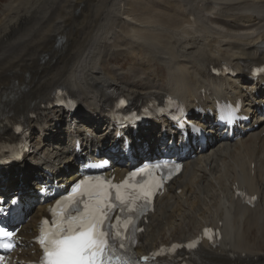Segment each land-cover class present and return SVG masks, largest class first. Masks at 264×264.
Segmentation results:
<instances>
[{"label": "bare ground", "instance_id": "6f19581e", "mask_svg": "<svg viewBox=\"0 0 264 264\" xmlns=\"http://www.w3.org/2000/svg\"><path fill=\"white\" fill-rule=\"evenodd\" d=\"M263 44L264 0H7L0 10L1 130L11 138L20 119L35 131L31 136L38 128L44 137H32L33 153L23 158L18 173L0 167V194L33 188V174L40 175L41 168H55L54 178L62 182L73 178L63 173L69 148L59 145L64 133L56 123L77 127V136L83 134L79 120L103 125L99 111L109 103V91L135 107L167 92L190 106L207 104L211 96H240L254 106L249 99L254 85L238 77L245 64L264 62ZM115 58L123 63L111 61ZM222 63L239 75L212 74L211 66ZM58 89L78 100L81 114L69 119L62 107L52 106ZM162 123L139 126L137 137L150 140ZM254 124L242 138L214 144L186 162L155 200L154 212L141 220L138 255L160 244H185L205 225L217 228L220 238L215 245L200 241L202 263L264 264V118L254 116ZM238 193L255 196L254 205L243 203ZM46 211L39 204L28 212L19 232L27 248L19 258L34 257L29 239Z\"/></svg>", "mask_w": 264, "mask_h": 264}, {"label": "snow or ice", "instance_id": "6c2138e0", "mask_svg": "<svg viewBox=\"0 0 264 264\" xmlns=\"http://www.w3.org/2000/svg\"><path fill=\"white\" fill-rule=\"evenodd\" d=\"M131 175L137 176L138 173ZM112 187L116 189V202L128 207L130 212L136 211L134 205L137 202L146 203L154 191L151 183L140 184L132 195L123 184L105 188L99 178L95 182L81 181L73 196L65 202H57V207L52 210L55 219L51 223L42 222L37 238L43 252L39 264H132L129 259L118 255L113 245L114 240H120L119 249L125 248L123 239L132 217H117L116 224L108 223L109 213L115 208V203L110 202ZM16 202L12 201L13 204ZM106 225L112 229L111 238ZM208 231L206 229L205 233ZM14 235L13 231L0 228V237L11 240ZM187 247L193 249L196 243H189ZM159 254H164L163 250ZM143 259L147 261L148 258Z\"/></svg>", "mask_w": 264, "mask_h": 264}, {"label": "rangeland", "instance_id": "374dc122", "mask_svg": "<svg viewBox=\"0 0 264 264\" xmlns=\"http://www.w3.org/2000/svg\"><path fill=\"white\" fill-rule=\"evenodd\" d=\"M7 2V0H0V10H1V8L4 6V4ZM111 61H117V62H119V63H123V60H121V58H115V59H113V60H111Z\"/></svg>", "mask_w": 264, "mask_h": 264}]
</instances>
